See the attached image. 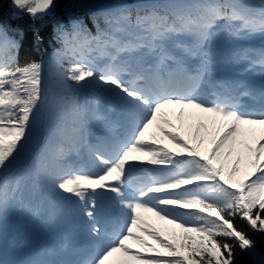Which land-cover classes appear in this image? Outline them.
Returning a JSON list of instances; mask_svg holds the SVG:
<instances>
[{"label": "snow or ice", "instance_id": "6c2138e0", "mask_svg": "<svg viewBox=\"0 0 264 264\" xmlns=\"http://www.w3.org/2000/svg\"><path fill=\"white\" fill-rule=\"evenodd\" d=\"M13 3L33 18L54 8V0ZM261 5L257 9L244 0L141 2L134 8L122 4L106 15L103 28L94 25L95 35L80 22H73L71 32L58 25L57 38L73 44L80 62L64 77L62 123L54 133L59 146L53 149L45 136L33 163L38 162L37 172L54 189L68 194L65 199L76 198L96 240L103 236L97 198L114 194L118 218L111 242L87 264H231L233 244L218 237L232 238L241 249L250 245L232 218L241 214L252 228L264 231V105L248 108L241 97L251 94L238 92L242 85L214 79L221 65L245 60L251 50L225 56L219 40L264 34V0ZM17 50L18 44L0 31V234L12 205L38 213L25 203L21 182L12 181L9 168L26 147L45 99L43 65L13 66ZM93 50L107 57L102 67L87 58ZM192 59L198 63L190 65ZM252 63L264 69V51ZM92 81L121 99L131 116L129 134L89 145L95 171L70 173L64 145L77 149L89 119L103 120L98 98H78L79 89ZM206 86L212 99L205 97ZM144 163L168 168L160 175L142 168L150 179L134 186L132 173Z\"/></svg>", "mask_w": 264, "mask_h": 264}, {"label": "trees", "instance_id": "16d2710c", "mask_svg": "<svg viewBox=\"0 0 264 264\" xmlns=\"http://www.w3.org/2000/svg\"><path fill=\"white\" fill-rule=\"evenodd\" d=\"M99 1L107 0H54V8L48 15L33 18L26 12L12 7L10 0H0V31L12 36L18 44L13 66L40 62L49 51H60L65 57L63 61L67 54H75L72 51L73 44H65L57 38L58 25L71 32L73 22H80L88 30H96L94 25L100 24L101 20L98 19L101 14L95 13L100 5ZM141 2H165V0H127L126 4L134 8ZM100 26L103 28L101 24ZM232 219L236 228L247 235L250 245L241 249L238 242L232 238L218 237V239L233 244L234 256L231 264H255L254 252L264 255V231L252 228L241 214Z\"/></svg>", "mask_w": 264, "mask_h": 264}, {"label": "rangeland", "instance_id": "374dc122", "mask_svg": "<svg viewBox=\"0 0 264 264\" xmlns=\"http://www.w3.org/2000/svg\"><path fill=\"white\" fill-rule=\"evenodd\" d=\"M14 4V3H13ZM239 41H243L242 39H240ZM258 41L256 40H253V42L251 43L252 45H257ZM217 46L219 47L221 53L225 56H228L231 52V48L233 46H236V41L231 39L230 41H224L223 39L219 40L217 42ZM235 49V48H234ZM87 58L88 59H91L92 62L94 64H96L97 66H100L102 67L103 65H105L107 63V57H102L100 55V52H99V55L97 54H90V55H87ZM80 61V58L78 59ZM60 75V80L61 82H65L64 80V77L67 75V73L65 71H63L62 69L59 71ZM99 85V83H98ZM100 94L101 93V97H90L89 95H80V100L81 101H84V100H91L92 98H98L99 101H102L103 99L104 100H107V95L109 93V91H107V89L105 87L101 88V90L98 91ZM51 100V97L48 95V94H45V99H44V107L47 108V104L48 102ZM98 110H100V107L101 104L99 103L98 105ZM169 118L173 120L174 123H179L177 120H176V117L173 113H170L169 115ZM186 124L189 123V122H185ZM89 126H87V132H89L90 130H92L93 128V125L94 123L90 120ZM35 139V127L33 126V130H32V133L30 134V137H29V140L26 144V147L24 148L23 151H26L32 144H33V141ZM85 138H84V141L85 142ZM82 142L81 146L83 148V146L85 145L84 143ZM165 144H167V141L164 142ZM84 151H82L83 154L86 155V152L87 150L89 151V148H83ZM73 152V151H71ZM91 166V168L93 170H95L93 167H92V158L90 160L86 159ZM24 183L23 185H29V181L25 178H22ZM48 184H51L49 181H47ZM25 195H29V201H25L26 204L28 205H31V206H34L36 207L37 209L38 208H41V211H42V216H39L37 218V221L34 222H31V218H28V219H23L24 214L21 212V209H20V205L19 204H14L10 207L9 209V213H8V223H7V228H9V226H12L13 225V220L14 221H18V222H22L26 225L27 227V232H29L31 230V227H30V230H29V226L28 223H30L31 225L35 226L36 229L33 231L31 230L30 232L31 233H34V235H40V231L41 229H44L45 230V233L48 234L49 236H55L57 233L55 232L56 229H59L60 231V234L59 236H61V232L64 233V231H67L69 229V222L72 221V218L71 217H67V214L65 212V209L60 213L59 210L56 208L57 206L55 205L54 202H46L42 197V194L39 192V189H34V190H28L24 193ZM32 201V202H31ZM76 201V200H75ZM31 202V203H30ZM76 204H77V201H76ZM78 205V204H77ZM65 207V206H64ZM59 209H61L59 207ZM17 215V216H15ZM76 216L77 218H81L82 215L80 213V210H79V206L77 208V211H76ZM13 218V219H12ZM158 223V222H157ZM163 222H161L160 224H162ZM158 223V225H160ZM168 228H171L172 226L171 225H168L167 226ZM43 230V232H44ZM5 231V229H4ZM130 244H132V242H129ZM141 251L143 252L144 250L141 249ZM263 258H261L260 262L264 264L263 262Z\"/></svg>", "mask_w": 264, "mask_h": 264}]
</instances>
